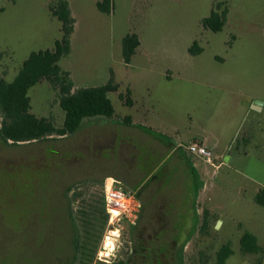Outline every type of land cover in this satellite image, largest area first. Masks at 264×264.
Masks as SVG:
<instances>
[{
    "label": "rangeland",
    "instance_id": "1",
    "mask_svg": "<svg viewBox=\"0 0 264 264\" xmlns=\"http://www.w3.org/2000/svg\"><path fill=\"white\" fill-rule=\"evenodd\" d=\"M56 1L0 0V78L12 81L31 52L54 47L61 23L48 6ZM97 1L67 0L74 19L71 49L58 64L68 71L72 90L112 77L117 89L107 96L116 117L171 131L182 144L202 137L212 149L210 161L201 164L207 170L205 208L182 248V264H215L223 244L233 250L224 264H264V206L256 201L258 193L264 199V0H112L110 13L99 11ZM224 8L220 31L202 25L211 9ZM130 32L140 43L125 63L121 42ZM194 42L200 51H190ZM28 96L33 114L62 124L57 90L47 81ZM108 126L101 132H115ZM129 128L128 144L139 149L130 164L134 180L144 183L136 196L145 206L135 225L120 230L107 261L96 258L108 221L102 184L93 179L114 167L110 160L121 137L96 157L88 153L87 121L68 136L19 143L0 138V264H180L172 234L161 231L177 217L150 216L145 203L156 159L150 146L139 148L136 127ZM177 170L170 199L161 198L176 210L194 194L183 166ZM203 219L208 227L200 231ZM246 231L261 252L241 251ZM182 236L174 238L177 246Z\"/></svg>",
    "mask_w": 264,
    "mask_h": 264
},
{
    "label": "trees",
    "instance_id": "2",
    "mask_svg": "<svg viewBox=\"0 0 264 264\" xmlns=\"http://www.w3.org/2000/svg\"><path fill=\"white\" fill-rule=\"evenodd\" d=\"M112 0H98L96 7L99 11L110 13ZM219 5V4H218ZM51 16L61 23V37L54 43L52 49L33 51L23 61L19 71L12 81L0 78V138L6 143H19L46 138L51 135H72L81 125L82 120L92 117H105L118 119L107 94L117 89V84L110 77L105 84L90 87H81L72 90L73 84L69 73L58 64L59 60L70 52V35L73 30L74 19L71 15L67 0H57L48 6ZM226 8L222 11L211 9L208 16L201 19L204 27L214 32L220 31L225 24ZM140 43L135 32L124 35L121 42L122 58L129 63ZM191 52H198L194 42L190 47ZM45 80L52 89L57 90L58 104L64 111L61 125L56 126L50 117H38L30 111L28 90L36 83ZM127 105L131 104L128 96L120 94ZM124 124H130V118L125 116L119 119ZM145 131L158 136L149 128ZM256 201L264 206V199L258 193ZM208 222L203 219L199 226L200 231L206 230ZM179 228V227H178ZM176 238V237H175ZM184 238L177 246V241L171 238L174 246V255L178 263L182 264V248L187 241ZM243 253H259L262 248L257 243L256 237L250 232H244L239 240ZM180 252H175V249ZM177 253V254H175ZM233 253L228 244H223L216 252L215 264H224ZM177 262V261H176Z\"/></svg>",
    "mask_w": 264,
    "mask_h": 264
},
{
    "label": "crops",
    "instance_id": "3",
    "mask_svg": "<svg viewBox=\"0 0 264 264\" xmlns=\"http://www.w3.org/2000/svg\"><path fill=\"white\" fill-rule=\"evenodd\" d=\"M128 117L131 121L130 124H124L119 120L121 118H85L82 120L80 127L75 131L77 132L80 130L83 123L87 121V125L89 126L87 149L89 156L92 155L94 157H96L97 150L105 147L111 148L115 139L121 137V146L119 147L118 153L115 155V158H111L110 160L114 167L109 171H104L97 175L96 178L93 179V182L102 184L105 178H111L116 183L121 184L124 187H130L136 184L135 187L131 188L135 193L144 184L143 181L136 183L134 180L135 171L130 165L134 159L133 153L139 152V149L129 146L127 141V137L129 136L127 129L135 126L136 129L133 130V137L135 138L139 148L140 145L144 146V144L150 146L146 147V150L154 156V159H156L153 170L150 173L152 189L151 197L149 201H145V203H148L151 207L148 215H156L159 217L163 216L166 218L176 216V220L172 219L171 221H167V223L173 222V224L175 223L176 225L167 226V228L161 231L171 233L172 235L169 238L178 237V233H182L184 234V237L190 238L192 234L197 231V224L200 220V210L205 208L201 204V195L206 187L205 177L207 170L205 167L201 166V164H207L206 161L203 158L190 153L185 147L187 144H182L179 140L177 141V139H174L171 131L165 129H159L158 131L154 130V132L158 135L154 136L147 133L143 128L145 127L151 129V126L144 123H138L130 116ZM110 122L111 124H109ZM107 126L114 128L115 132L111 130L108 133L101 132ZM191 141H198L206 146L208 150H212L205 138L193 137ZM108 160L98 161L97 164L109 162ZM220 164L221 162H219V165ZM180 166H183L185 173L188 176L189 184L191 185L190 190H192L194 194H192V196L189 195L187 197L188 200L184 203L182 202L183 204L178 205V210H176L175 205H164L161 198L166 195L167 198L170 199L172 180L173 177L176 176L178 171L177 169ZM184 189L185 191H188L187 187ZM138 200L140 202V211L138 214L139 218L142 211L141 207L142 205H145L140 199Z\"/></svg>",
    "mask_w": 264,
    "mask_h": 264
},
{
    "label": "built area",
    "instance_id": "4",
    "mask_svg": "<svg viewBox=\"0 0 264 264\" xmlns=\"http://www.w3.org/2000/svg\"><path fill=\"white\" fill-rule=\"evenodd\" d=\"M185 147L190 153L203 158L206 162L210 161V150L200 142L191 141ZM102 191V203L108 224L101 239L96 258L107 261L109 257L114 255L120 230L125 225H135L140 211V202L133 190L126 189L111 178L103 180Z\"/></svg>",
    "mask_w": 264,
    "mask_h": 264
},
{
    "label": "water",
    "instance_id": "5",
    "mask_svg": "<svg viewBox=\"0 0 264 264\" xmlns=\"http://www.w3.org/2000/svg\"><path fill=\"white\" fill-rule=\"evenodd\" d=\"M256 104H263V102H262V101H261V102H255V105H256Z\"/></svg>",
    "mask_w": 264,
    "mask_h": 264
}]
</instances>
